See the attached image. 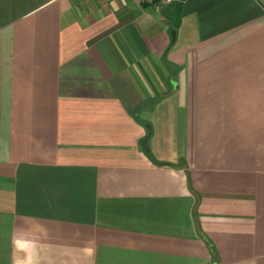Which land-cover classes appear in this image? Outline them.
<instances>
[{"label":"crops","instance_id":"crops-1","mask_svg":"<svg viewBox=\"0 0 264 264\" xmlns=\"http://www.w3.org/2000/svg\"><path fill=\"white\" fill-rule=\"evenodd\" d=\"M0 0V264H264V0Z\"/></svg>","mask_w":264,"mask_h":264},{"label":"water","instance_id":"water-1","mask_svg":"<svg viewBox=\"0 0 264 264\" xmlns=\"http://www.w3.org/2000/svg\"><path fill=\"white\" fill-rule=\"evenodd\" d=\"M184 1L185 0H177L176 4L174 5V9L168 14L170 22L172 23L174 28L178 27L182 3Z\"/></svg>","mask_w":264,"mask_h":264},{"label":"built area","instance_id":"built-area-1","mask_svg":"<svg viewBox=\"0 0 264 264\" xmlns=\"http://www.w3.org/2000/svg\"><path fill=\"white\" fill-rule=\"evenodd\" d=\"M141 4H147V5H152L157 8H162L163 6H168L172 3H174L177 0H137Z\"/></svg>","mask_w":264,"mask_h":264},{"label":"clouds","instance_id":"clouds-1","mask_svg":"<svg viewBox=\"0 0 264 264\" xmlns=\"http://www.w3.org/2000/svg\"><path fill=\"white\" fill-rule=\"evenodd\" d=\"M17 264H20V262H17ZM25 264H37V262L34 261L31 257H29V258L26 260Z\"/></svg>","mask_w":264,"mask_h":264}]
</instances>
